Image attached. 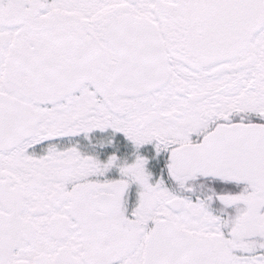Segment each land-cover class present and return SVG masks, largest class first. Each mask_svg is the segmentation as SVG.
I'll return each mask as SVG.
<instances>
[{"label": "snow or ice", "instance_id": "6c2138e0", "mask_svg": "<svg viewBox=\"0 0 264 264\" xmlns=\"http://www.w3.org/2000/svg\"><path fill=\"white\" fill-rule=\"evenodd\" d=\"M0 264H264V0H0Z\"/></svg>", "mask_w": 264, "mask_h": 264}]
</instances>
